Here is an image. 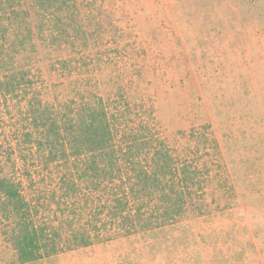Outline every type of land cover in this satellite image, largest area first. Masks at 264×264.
<instances>
[{"label":"rangeland","instance_id":"rangeland-1","mask_svg":"<svg viewBox=\"0 0 264 264\" xmlns=\"http://www.w3.org/2000/svg\"><path fill=\"white\" fill-rule=\"evenodd\" d=\"M77 2L84 29L62 43L37 17L19 65L52 104L128 102L131 121L153 108L176 159L200 166L204 193L173 225L25 264H264V0ZM28 126L23 100L0 96V174L57 220L64 171L31 155ZM0 264H22L1 228Z\"/></svg>","mask_w":264,"mask_h":264},{"label":"trees","instance_id":"trees-1","mask_svg":"<svg viewBox=\"0 0 264 264\" xmlns=\"http://www.w3.org/2000/svg\"><path fill=\"white\" fill-rule=\"evenodd\" d=\"M37 17L39 32L58 35L62 43L84 29L77 0H0V96L23 100L29 125L23 145L64 171L61 196L54 197L62 213L57 220L28 200L21 182L0 174V228L18 261L32 263L178 222L203 196L200 166L176 159L153 108L151 120L131 121L128 102L122 109L98 96L45 101L32 72L19 65L33 45ZM17 147L23 151L19 140ZM100 193L105 196L98 203L84 202Z\"/></svg>","mask_w":264,"mask_h":264}]
</instances>
